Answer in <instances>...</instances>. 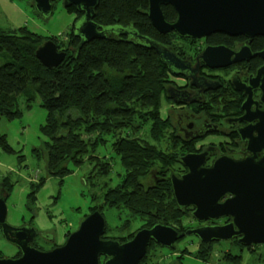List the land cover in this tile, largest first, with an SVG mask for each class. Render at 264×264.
I'll use <instances>...</instances> for the list:
<instances>
[{
	"label": "trees",
	"instance_id": "1",
	"mask_svg": "<svg viewBox=\"0 0 264 264\" xmlns=\"http://www.w3.org/2000/svg\"><path fill=\"white\" fill-rule=\"evenodd\" d=\"M148 8V0H101L94 22L102 27L130 28L171 47L181 58L188 57L187 49L200 51L199 40L181 38L174 32L159 33L146 15ZM66 10L76 16L72 28L64 35V40L71 45L69 51H65V60L52 70L44 67L35 56L37 49L45 42L43 38L26 28L0 27V120L3 117L14 119L21 116L23 109L30 108L33 102L40 99L41 106L47 111V121L41 128L47 141L37 154L44 156L49 174L60 178L72 174L73 169L86 162L94 164L93 168H100L99 173L94 169L91 174L107 176L111 170L109 162L113 158L101 160L96 152L101 145L109 144L124 174L119 176L120 181L115 186L101 188V193L95 199L99 204L90 208V212L100 210L103 214L105 209L115 210L118 219L122 220L115 227L107 224L104 239L128 242L135 233L124 237L115 234L123 228L129 230L134 219H145L144 228L164 224L180 233L189 230L186 222L190 218L194 220L191 216L193 209L187 208L190 217L185 213L186 209H178L170 175L175 173L177 166L183 168L181 157L197 151V147L195 142L187 143L183 139L168 116L163 118L161 115V100H167L164 89L172 78L168 68L155 51L130 45L114 33L107 40H95L76 51L81 41L74 35V25L83 14L78 13L75 7ZM162 10L168 22L176 20V12L171 6H164ZM233 39L245 40L244 37L215 34L208 38L207 43L231 46ZM50 40L60 50L62 45L58 39ZM251 47L253 50H263L264 37L254 38ZM260 65V59H255L249 72L254 73ZM114 78L121 81L118 83ZM221 79V83L228 82L226 76H221ZM228 89L194 106L218 118L220 125L224 121L230 126L229 118L237 119L236 115L240 112L239 106L235 107L231 100L225 98H232L233 89L229 85ZM21 103L25 107H21ZM219 104L223 109L217 107ZM225 106L232 110L231 114L223 113L228 110ZM147 127H150L149 131ZM145 131L147 134L143 133ZM230 131L231 126L229 131H225L230 135L225 137L229 141H225L227 145L223 144L224 151L232 152L237 157L242 146ZM146 136L147 139L142 138ZM1 137V147L6 150L8 145ZM164 139L165 142L168 139L177 142L176 147L180 146L182 151L174 154L165 149ZM152 167L159 168L160 174L154 176L157 182L145 188L140 179H145L148 172L154 175L156 170L152 171ZM3 187L6 185L3 184ZM109 229L115 231L113 236L107 235ZM232 242L239 249L237 253L227 249L219 256L211 244L207 246L200 242L198 250L192 254L186 247L181 252L175 249L170 253L179 254L168 261L165 260L166 255L159 252L165 248L152 243L141 264L147 261L151 252H154L152 261L164 260L163 264H185L186 254L206 264H243V251L248 249L253 258L258 247H243L236 240ZM19 256L20 252H17L15 257Z\"/></svg>",
	"mask_w": 264,
	"mask_h": 264
},
{
	"label": "water",
	"instance_id": "2",
	"mask_svg": "<svg viewBox=\"0 0 264 264\" xmlns=\"http://www.w3.org/2000/svg\"><path fill=\"white\" fill-rule=\"evenodd\" d=\"M59 1L65 9L75 7L78 13L83 14L74 25V35L81 41L76 51L95 40H107L113 33L117 38L127 36L126 43L155 51L172 76L190 80L198 96L209 90L206 78L199 76L200 61L210 69H218L249 60L251 55L246 57L250 54L248 44L254 38L264 37V0H148L146 15L161 34L174 32L185 39L224 34L247 39L239 52L225 46H207L194 67L190 60L179 57L171 47L137 31L96 24L95 11L101 0ZM54 2L33 0V5L43 18L48 19ZM164 6H171L176 12L174 22L166 20L162 10ZM35 56L44 67L52 70L65 60L66 52L60 51L53 40H48L41 44ZM253 56L264 60V51ZM232 83L235 90L244 91L246 97L242 117L228 120L230 124H244L236 129L239 143H245L243 158L221 155L206 166L217 153L211 147L181 157L180 163L186 172L170 175L178 209L192 208L191 216L200 224L198 227L180 233L168 225L156 224L139 230L131 240L122 243L103 238L106 220L97 210L86 217L64 245L42 251L34 246L39 236L35 228L8 223V195L0 184V229L4 239L20 252L16 258L0 257V264H141L152 243L173 250L175 243L186 236H196L207 246L212 242L233 240L243 247L264 245V66L251 74L247 83L236 76ZM256 90L261 92L260 102L254 100ZM166 97L177 105L194 104L200 100L179 92L174 86L166 88ZM260 103L262 109L259 108ZM254 106L257 108L252 110ZM221 219L228 222L213 224Z\"/></svg>",
	"mask_w": 264,
	"mask_h": 264
},
{
	"label": "rangeland",
	"instance_id": "3",
	"mask_svg": "<svg viewBox=\"0 0 264 264\" xmlns=\"http://www.w3.org/2000/svg\"><path fill=\"white\" fill-rule=\"evenodd\" d=\"M75 18V14L69 13L63 7L62 1L59 0L53 3V11L48 19L43 18L39 14L33 5V0H0V27L26 28L45 41L54 38L58 39L60 45H62L60 47L61 51H69L71 44H69L68 40L64 39L72 28ZM186 52H188L186 54L188 57L193 56V58L197 53L194 50L190 51V49H187ZM114 80L118 83L121 81L116 78ZM225 98L228 101L234 97ZM21 107H25V104L21 103ZM217 107L223 109L221 104ZM169 108L170 104L168 101L162 98L161 115L163 118L168 116ZM225 109L228 110L224 111V114H231L232 110L230 108L225 106ZM216 111L218 112V110ZM173 116L176 118L175 113ZM46 121L47 111L41 106L40 99L33 102L30 108L23 109L21 116L14 119L3 117L0 120V136H2L1 138L8 145V148L5 150L1 147L2 143H0V184L6 185V189L3 187L4 192L10 191L6 194L8 195L6 202L8 207L7 221L12 226L30 225L39 234H48V241L37 238L34 242V246L42 251H49L54 247L64 245L71 233L77 231L79 225L86 219V216L91 214L90 208L94 207L95 204H99L95 202V199L101 193V188L103 187V190L115 186L124 174L123 168H121V164L116 159L109 144L107 146L101 145L96 152L101 160L106 159L107 161L113 158L109 162L111 170L108 172L109 174L107 173V176L96 177L95 174H91L90 172L94 169L99 173L100 168L98 166L93 168L94 164L89 162H86L81 167H76L73 169L72 174H68L63 178L49 174L44 156H38L37 154V151L47 141V138L41 133V128L45 125ZM220 127H223L222 129L225 128V131H229L230 129V126L225 124L224 121L221 122ZM147 128V131H149L150 127ZM143 133H146V131ZM168 133L170 134L169 131ZM142 138L147 139V136ZM225 141H229V139L222 136L209 137L204 142L196 144V147L200 150L203 147L218 146L220 142L227 145ZM163 143L165 144L164 148L174 154L182 151L180 146L176 147L177 142L169 141V139L168 142H165L164 139ZM103 156L106 157L102 159ZM157 166L159 165L157 164ZM183 169L185 170L184 167L180 168L177 166L175 173L177 175L182 174ZM151 170H156V173L153 175L151 172H148L145 179H140L145 188L157 182V180H154V176L160 174L159 168L152 167ZM114 212L116 211L107 209L103 211L106 225L108 224L109 227H115L121 223L122 219L119 220ZM185 213L190 217L188 209L185 210ZM190 219L186 222V226L189 227L188 229L199 226L197 221ZM144 221L145 219H134L132 227L129 230H127L128 228H125L126 230L123 228L115 236L124 237L138 232L142 229V226L144 228ZM215 224L224 223L218 221ZM107 231L108 236H113L115 233L111 229ZM199 243L200 240L196 236H186V238L175 243L173 250L166 248L162 251L157 250L161 255H166L165 260L168 261L179 254L178 252L175 254L170 253L175 251V249L181 252L186 247L192 254L198 250ZM211 246L213 247V251L219 256L223 254L224 250L227 251V249H233V253H237L239 250L232 241L212 242ZM255 249L256 252L253 258L250 256L251 253L248 252V249L243 251V264H264V246L258 245ZM17 252H19L18 248L7 242L0 230V257L14 258ZM153 253H149V258L144 264H163L164 260H161L162 262H160V259L152 261ZM186 255L187 257L183 261L185 264H206L192 257L190 254ZM250 260H252V263Z\"/></svg>",
	"mask_w": 264,
	"mask_h": 264
},
{
	"label": "flooded vegetation",
	"instance_id": "4",
	"mask_svg": "<svg viewBox=\"0 0 264 264\" xmlns=\"http://www.w3.org/2000/svg\"><path fill=\"white\" fill-rule=\"evenodd\" d=\"M118 38H120V40H123V41L128 39L127 36H120ZM208 38L209 37L203 38V39H193V40H201V42H203V43L200 42V44H201L200 51H197V50L195 51L197 53L194 56V58H193V56L192 57L185 56V57H182V59L190 60L192 66L195 67L197 65V58L202 54L203 50L207 46H225L228 49H231L235 52H239L243 48L245 43L247 42L246 38H244L245 40H243V41H239L238 39H236V40L233 39L234 40L233 44L231 46L230 45L226 46V45H222V44L207 43ZM233 38H236V37H233ZM252 40L248 44V46L250 48V54L246 55V57L251 55V58H249V60H245V61L240 62V63L232 64V65L228 66L227 68H218V69H210V68L206 67L201 61L199 62L200 66H201L200 70H199V76L206 78L205 79L206 83H208V85H209L208 91L201 92L200 95L198 96L197 95V89L191 85L190 80L188 81L184 77L172 76L170 73L172 78L169 79V82L167 83V85L164 89L165 94H166V88L167 87L174 86V88L179 90V92H186L187 94H189L192 97L200 98L198 103H194V104H199L201 102V100L206 99L208 97L211 98V96L215 93H219L220 91L223 92L225 90L228 91L229 90L228 85H229L233 89V93H232L233 95L231 94V96L234 98L231 99V101L235 107L239 106L240 114L236 115V117H238V118L242 117V115L244 114V110L242 108L243 102L246 99V97L244 96L245 92L244 91H242V92L236 91L235 87L232 83V80H233L234 76H236V77H240V79L243 83H247L249 76L251 74L256 73V71L260 67L264 66V60H262L258 56H255V57L253 56L257 52L264 51V49L263 50H253L251 47ZM128 44L133 45L131 43H128ZM255 59H260L261 65L255 70L254 73H251V72H249V70H250L249 67ZM221 76L228 77V80H227L228 82L221 83V80H222ZM260 98H261V92L259 90L254 91V100L257 102H260ZM166 99H167V97H166ZM166 101H168V103L170 104V108L168 109V118L171 119L173 125L177 127L178 133L182 134L183 139L187 143H191V142H195L196 144L201 143V142H204L209 137H216V136H222L224 138L229 137L230 134L229 133L226 134L225 128L222 129L223 127L222 128L220 127V120L218 118H213L210 115L206 114L204 111L198 110L194 106V104L177 105L172 100L167 99ZM191 105H193V106H191ZM227 106H228V104H227ZM256 108L257 107L254 106L252 108V110H255ZM259 108L260 109L263 108L261 103L259 104ZM174 113L176 115V118H174V116H173ZM231 119L232 118H229V120H231ZM228 124H230V123H228ZM243 125L244 124H242V123L241 124H230L231 131L234 133V135L236 136V140H238V141H239V135L236 132V129L240 126H243ZM210 130H212V132H209ZM241 146H242L241 149H239L240 155H238L237 157H234L232 152H225L224 151L225 147H223L222 142H220L218 146L212 145L209 147H203L200 150L197 149V151H195V152H198V151L202 152V151H204L208 148H211V147L215 148V150L217 152L216 155L211 157L209 159V161L206 163V166H210L212 164V162L217 157H219L221 155H230L234 159H242L244 156V153H245V143L241 144ZM190 153H194V152H190ZM212 158H214V160ZM185 172H186V169H185ZM5 189H6V187H5ZM4 193L8 194V192H4ZM226 220L227 219H221L219 221L226 223L227 222ZM23 224H27V223H23ZM207 224H211V222H207ZM213 224H215V222ZM48 237H49L48 234H44L42 236H40V234H39V236L37 238H41L45 241H48L47 240Z\"/></svg>",
	"mask_w": 264,
	"mask_h": 264
},
{
	"label": "bare ground",
	"instance_id": "5",
	"mask_svg": "<svg viewBox=\"0 0 264 264\" xmlns=\"http://www.w3.org/2000/svg\"><path fill=\"white\" fill-rule=\"evenodd\" d=\"M149 248V247H148Z\"/></svg>",
	"mask_w": 264,
	"mask_h": 264
}]
</instances>
